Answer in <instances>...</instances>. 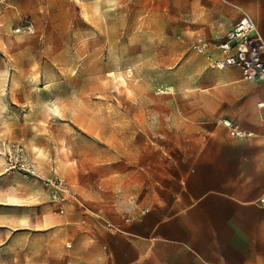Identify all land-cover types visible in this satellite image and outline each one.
Here are the masks:
<instances>
[{"label":"rangeland","instance_id":"rangeland-1","mask_svg":"<svg viewBox=\"0 0 264 264\" xmlns=\"http://www.w3.org/2000/svg\"><path fill=\"white\" fill-rule=\"evenodd\" d=\"M196 1L0 0V264H99L105 234L169 203L215 120L242 121L193 48L217 55L227 30ZM55 178L76 194L63 214Z\"/></svg>","mask_w":264,"mask_h":264},{"label":"crops","instance_id":"crops-1","mask_svg":"<svg viewBox=\"0 0 264 264\" xmlns=\"http://www.w3.org/2000/svg\"><path fill=\"white\" fill-rule=\"evenodd\" d=\"M208 1H196L198 15L210 13ZM213 1L221 27L246 15L264 43V0ZM221 77L244 100L242 121L224 118L252 136L230 137L215 123L222 128L210 133L169 203L105 234L99 264H264V110L257 107L264 83L241 85L235 67Z\"/></svg>","mask_w":264,"mask_h":264},{"label":"built area","instance_id":"built-area-1","mask_svg":"<svg viewBox=\"0 0 264 264\" xmlns=\"http://www.w3.org/2000/svg\"><path fill=\"white\" fill-rule=\"evenodd\" d=\"M214 47L218 53L217 57L214 56V49H211V45L204 39L198 38L193 44V48L204 55L210 69L224 71L235 67L239 70L243 82L264 83V43L250 17H240ZM257 107L264 110V102L259 103ZM215 123L225 128L230 137L246 139L252 136L228 118L217 119ZM42 184L47 187L49 198L57 205L59 213L63 214L68 205L67 198L76 197V194L62 179L43 180ZM258 205L264 208V194L258 199ZM146 213L147 209L143 210L141 215Z\"/></svg>","mask_w":264,"mask_h":264},{"label":"bare ground","instance_id":"bare-ground-1","mask_svg":"<svg viewBox=\"0 0 264 264\" xmlns=\"http://www.w3.org/2000/svg\"><path fill=\"white\" fill-rule=\"evenodd\" d=\"M77 2H79V0H77Z\"/></svg>","mask_w":264,"mask_h":264}]
</instances>
